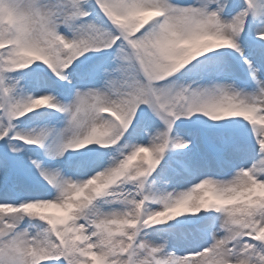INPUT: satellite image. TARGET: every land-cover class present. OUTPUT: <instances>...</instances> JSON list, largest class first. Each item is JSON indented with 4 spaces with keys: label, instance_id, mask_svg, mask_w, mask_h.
Here are the masks:
<instances>
[{
    "label": "snow or ice",
    "instance_id": "snow-or-ice-1",
    "mask_svg": "<svg viewBox=\"0 0 264 264\" xmlns=\"http://www.w3.org/2000/svg\"><path fill=\"white\" fill-rule=\"evenodd\" d=\"M0 264H264V0H0Z\"/></svg>",
    "mask_w": 264,
    "mask_h": 264
}]
</instances>
